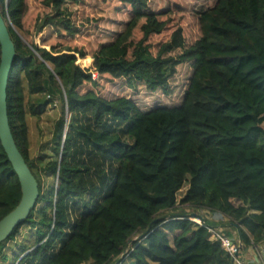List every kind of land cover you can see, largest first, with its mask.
I'll use <instances>...</instances> for the list:
<instances>
[{
	"label": "trees",
	"instance_id": "obj_1",
	"mask_svg": "<svg viewBox=\"0 0 264 264\" xmlns=\"http://www.w3.org/2000/svg\"><path fill=\"white\" fill-rule=\"evenodd\" d=\"M0 9L16 50L9 124L39 186L0 261L24 227L37 237L25 259L41 264H235L209 232L221 220L241 250L264 248V0H0ZM48 109L58 111L51 140L32 157L27 117ZM81 150L99 184L74 160ZM21 199L0 141V222ZM70 200L82 202L72 223Z\"/></svg>",
	"mask_w": 264,
	"mask_h": 264
},
{
	"label": "water",
	"instance_id": "obj_2",
	"mask_svg": "<svg viewBox=\"0 0 264 264\" xmlns=\"http://www.w3.org/2000/svg\"><path fill=\"white\" fill-rule=\"evenodd\" d=\"M0 141L2 147L17 174L22 199L17 208L0 222V244L8 240L13 232L23 225L35 209L39 199V186L25 159L19 152L9 124L7 90L10 72L16 58L15 45L0 9ZM238 255V254H237Z\"/></svg>",
	"mask_w": 264,
	"mask_h": 264
},
{
	"label": "rangeland",
	"instance_id": "obj_3",
	"mask_svg": "<svg viewBox=\"0 0 264 264\" xmlns=\"http://www.w3.org/2000/svg\"><path fill=\"white\" fill-rule=\"evenodd\" d=\"M58 116V111L55 109H48L46 111V113L41 116V118L36 119L33 117L28 116L27 117V126H28V139H29V144H30V152H31V156L35 157L36 155H38L39 151L42 149V145L43 144H47L50 140H51V134H52V130H53V125L55 120L57 119ZM80 124H85V121L81 122ZM119 131L123 130V126L118 128ZM125 144L129 143V141L127 139H124L123 141ZM84 150H81L77 153V155H75L74 160L77 161L80 164L83 163H87L88 166H90L92 168L91 171V175L89 180H87V183L90 182V180H94V182H96V184H99L97 181L98 176L95 173V167L94 165H92L91 161H90V156H87L86 153H83ZM102 169H104L105 172H107L108 169V161L105 162L104 165L101 166ZM94 172V174H93ZM114 174V168L111 171V175ZM112 180L107 179V188L111 186ZM50 182H52V180H50ZM89 188V187H88ZM104 188L103 192H101L102 194H99L97 198H94L91 194L88 195L86 198H84V200H82L83 203L88 202L89 200L92 199L93 201H96L99 198H102V196L104 194H106V189ZM105 191V192H104ZM81 201L78 200H70L68 201L67 204V213L69 216V220L70 223H72V221H74V219H76V216L78 215V211H80V203H82ZM212 219H217L215 216H211L209 217V220L212 221ZM219 221V220H218ZM222 222H220V226H218L216 229H214L213 231L223 235L226 234V230H228L229 228H222L221 225H225L227 223V220H221ZM199 223H203V221H199ZM170 239L172 240V235H169ZM233 238L232 239H236V237L232 234ZM36 234L35 231L31 230L29 227H24L20 230L19 234L17 235V237L15 238L14 241L10 242L6 248V254L9 257V262L8 263H4L2 261H0V264H18V262H20V264H41V262L37 259H25V256L28 253H32L34 252V249L36 247ZM59 247V243L56 246V249H58ZM16 259H18L16 261ZM23 259V260H22ZM240 261L244 262V258L241 255L239 257Z\"/></svg>",
	"mask_w": 264,
	"mask_h": 264
},
{
	"label": "built area",
	"instance_id": "obj_4",
	"mask_svg": "<svg viewBox=\"0 0 264 264\" xmlns=\"http://www.w3.org/2000/svg\"><path fill=\"white\" fill-rule=\"evenodd\" d=\"M209 232L212 234L214 239L218 240L221 243L222 247L230 255V257L233 259V262L235 264H246L245 262H242L239 259L240 251L242 248L241 243L234 244L229 238L213 230H209ZM259 258H260L259 264H264V248L260 251Z\"/></svg>",
	"mask_w": 264,
	"mask_h": 264
},
{
	"label": "crops",
	"instance_id": "obj_5",
	"mask_svg": "<svg viewBox=\"0 0 264 264\" xmlns=\"http://www.w3.org/2000/svg\"><path fill=\"white\" fill-rule=\"evenodd\" d=\"M232 242L239 244L240 240L236 237V239H233ZM260 252L254 249L249 250H241L239 257L242 255L244 258V262L246 264H259L260 258H259Z\"/></svg>",
	"mask_w": 264,
	"mask_h": 264
}]
</instances>
